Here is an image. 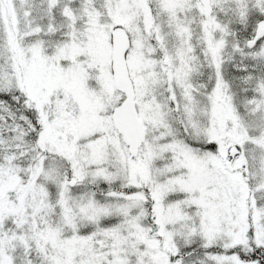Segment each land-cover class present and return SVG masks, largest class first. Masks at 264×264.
Segmentation results:
<instances>
[{"label":"snow or ice","instance_id":"obj_1","mask_svg":"<svg viewBox=\"0 0 264 264\" xmlns=\"http://www.w3.org/2000/svg\"><path fill=\"white\" fill-rule=\"evenodd\" d=\"M0 264H264V0H0Z\"/></svg>","mask_w":264,"mask_h":264}]
</instances>
